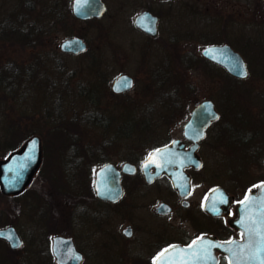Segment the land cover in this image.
<instances>
[{"label": "rangeland", "instance_id": "obj_1", "mask_svg": "<svg viewBox=\"0 0 264 264\" xmlns=\"http://www.w3.org/2000/svg\"><path fill=\"white\" fill-rule=\"evenodd\" d=\"M71 1L0 0V158L33 134L43 151L22 193L0 190V227L12 224L24 236L47 239L65 234L67 219L80 217L69 211L70 191L78 195L92 184L105 161L121 164L182 137V124L203 98L214 101L220 117L198 150L194 198L220 184L238 200L264 180V0H152L162 41L149 46L132 25L146 0H103V15L87 20L72 15ZM71 35L86 40V52L60 51ZM211 42L240 51L247 75L237 78L204 61L201 49ZM119 72L136 77L132 90L111 91ZM104 218L116 228L113 214ZM225 225L218 217L217 231ZM25 247L12 252L0 240V264H42L44 254H24ZM121 252L126 264L135 259Z\"/></svg>", "mask_w": 264, "mask_h": 264}, {"label": "flooded vegetation", "instance_id": "obj_2", "mask_svg": "<svg viewBox=\"0 0 264 264\" xmlns=\"http://www.w3.org/2000/svg\"><path fill=\"white\" fill-rule=\"evenodd\" d=\"M151 1L152 0H146L147 4L134 14L132 19L133 28L144 36L145 44L147 46L152 44V42L159 38L160 35V16L150 9ZM153 1L161 3L169 2L168 0ZM142 10H148L158 17L157 35H150L134 25L136 15ZM156 41L162 40L160 39ZM260 47L264 48L263 46ZM202 58L204 61H208L209 65H216L214 61L206 59L203 56ZM120 73L127 72H119L118 74ZM129 75L133 79V85L130 89L132 90L136 77L131 74ZM98 77L103 78V76ZM128 91L117 94L126 93ZM198 102H196L194 106ZM186 120L182 124V137L177 136L165 140L154 146L150 151L152 152L159 146L169 144L175 138L181 140L180 142L183 143L184 149H188L191 145L196 144L195 153L200 159L201 164L198 167H195L192 164L184 167V172L188 176L189 185L186 189L182 190V192L173 187L171 177L165 171L154 175L151 180H147L145 177L146 173L156 172L154 167L143 169V164L150 152L144 156H135L137 153H134L133 156L125 159L121 164L110 161L116 166L117 171L115 172L119 173L120 183L119 186L112 188L114 192L111 199H103L97 195L94 181H92V184L82 186L80 188L81 190L79 189L82 191L80 194L73 195L71 194L72 191H70V193L66 195L69 202L68 208L70 213H78L80 214V217H69L67 219L68 229L65 234L56 232L50 236V239H47L49 234L26 233L24 236L18 231L20 245L17 248L10 247V243L4 238H0V240L5 242L8 247L7 249L12 252H19V250L25 245L26 247L21 250L24 254H44V256H41L42 264H48L51 262L50 257L53 259L52 261L54 264H58L53 253V240L56 236L71 241L75 251L81 254V261L78 264H126L124 260L125 257H127V254L122 253L121 251H131L133 253L135 259L130 264H155V257L165 248L175 244L187 245L202 235H213L220 240H226L232 237L242 238L241 232L231 225V221L236 212L235 209L237 202L249 191L254 190L258 183L249 187L244 195L238 200L233 193H230L226 189L231 195L232 201L228 211L219 216L225 219L226 225L222 228V231L218 232V217L212 215L204 208V199L207 193L216 186V184L206 185L199 197L194 198V181L196 178L193 174L202 166V158L198 150L212 126L215 125V121L207 124L204 128L203 136L194 141L189 135L185 134L184 126ZM250 139H252V137H250ZM246 140H248V136H243L241 139L243 147L247 145ZM253 152H258V147ZM259 153L260 151L258 154ZM42 160L43 159L40 161V166ZM125 163H129L133 169L130 167L124 168ZM84 171L86 175L90 174L88 173V170ZM204 178L208 179L206 174H204ZM112 214L117 219V225L115 229L111 230L108 223L109 218L105 221L104 217L106 215L111 216ZM172 216H174V218H172ZM74 229L77 231L76 233L73 231ZM78 236L81 239L80 245L76 242ZM62 245L63 243L61 241L57 242V246ZM48 254L50 257H48ZM217 261L218 264H228L227 257L221 253L217 254ZM33 264L37 263L35 262Z\"/></svg>", "mask_w": 264, "mask_h": 264}, {"label": "water", "instance_id": "obj_3", "mask_svg": "<svg viewBox=\"0 0 264 264\" xmlns=\"http://www.w3.org/2000/svg\"><path fill=\"white\" fill-rule=\"evenodd\" d=\"M105 10L102 0H72V14L79 19L99 17ZM141 17H145L143 25L139 23ZM158 17L148 10H142L134 19V25L150 35H157ZM151 29V30H149ZM85 40L78 35L67 36L59 43V49L66 53H80L86 49ZM206 58L216 62L226 71L238 78L247 75V67L244 58L227 43H213L202 49ZM242 65L246 75H239L237 65ZM122 78L130 81V86L124 87ZM133 79L126 73L117 75L111 84V90L119 93L130 90ZM210 106V107H209ZM219 116L214 103L210 99H204L197 103L191 110L189 119L186 121L185 134L194 141L203 136L204 128ZM178 138L169 144L156 148L152 151L143 164V169L154 167L155 173H146L147 180L163 171L171 177L174 188L180 192L189 185L188 176L184 167L189 164L200 166L201 161L195 153L196 144L184 149L183 143ZM35 142V143H33ZM159 149V153H157ZM41 140L39 135L29 136L19 148L9 152L0 158V190L3 194L14 195L21 192L31 181L41 161ZM147 165V167H145ZM131 167L125 163L124 168ZM112 162L100 166L95 173L94 187L97 195L103 199H111L112 188L119 186V173ZM264 185L260 182L254 190L247 193L248 201L236 205V214L231 225L238 229L242 238L232 237L220 240L213 235H203L195 239V244L171 245L161 251L154 259L155 264H218L216 252L227 256L229 264H261L264 260ZM231 195L219 185L214 186L204 199V208L212 215H221L228 211L231 204ZM247 233V235H245ZM11 237V238H9ZM0 238L8 240L10 247L17 248L20 245V237L13 225L0 227ZM61 241L62 246H57ZM16 245V246H14ZM69 246V247H68ZM53 253L58 264H78L81 254L75 251L71 241L60 236L53 240ZM78 258V259H77Z\"/></svg>", "mask_w": 264, "mask_h": 264}, {"label": "snow or ice", "instance_id": "obj_4", "mask_svg": "<svg viewBox=\"0 0 264 264\" xmlns=\"http://www.w3.org/2000/svg\"><path fill=\"white\" fill-rule=\"evenodd\" d=\"M144 20H145V17H141L140 20H139V23H141V24L143 25ZM149 30H151V29H149ZM236 67L238 68V74H239V75H241V76L246 75V72L243 70L242 65H239V64H238ZM122 84H123L124 87L130 86V81H127L126 78H122ZM209 107H210V106H209ZM33 143H35V142H33ZM156 151H157V153H159L160 150L157 149ZM150 155H151V154H150ZM145 167H147V165H146ZM258 187H262V188H264V185H260V186H258ZM247 201H248V196L246 195V196H245V200L241 201L240 203H241V204H244V203H246ZM128 234H130V233H128ZM245 235H247V233H245ZM9 238H11V237H9ZM195 243H196V241H193V244H195ZM14 246H16V245H14ZM261 250H264V248H262V249H257V251H261ZM77 259H78V258H77ZM261 264H264V260L261 261Z\"/></svg>", "mask_w": 264, "mask_h": 264}, {"label": "trees", "instance_id": "obj_5", "mask_svg": "<svg viewBox=\"0 0 264 264\" xmlns=\"http://www.w3.org/2000/svg\"><path fill=\"white\" fill-rule=\"evenodd\" d=\"M18 145H19V143L16 144V145H14L13 148L17 147ZM68 177H72V176L70 175V176H68ZM65 179H66V178H65ZM66 180H67V179H66ZM67 182H69V181L67 180Z\"/></svg>", "mask_w": 264, "mask_h": 264}]
</instances>
